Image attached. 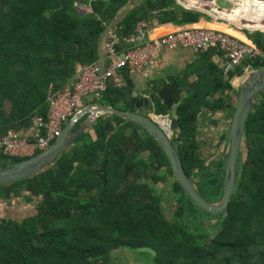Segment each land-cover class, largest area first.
<instances>
[{"label": "trees", "instance_id": "16d2710c", "mask_svg": "<svg viewBox=\"0 0 264 264\" xmlns=\"http://www.w3.org/2000/svg\"><path fill=\"white\" fill-rule=\"evenodd\" d=\"M77 3L89 5L91 12L79 14ZM202 15L176 0H0V132L27 130L35 116L46 118L50 94L73 80L80 66L102 57L108 24L116 23L126 36L142 20L184 25ZM206 27L250 43L223 25ZM247 36L264 52V33ZM263 66L252 62L255 69ZM200 67L197 83L186 86L175 107L172 143L201 196L219 202L224 154L206 164L199 125L205 108L222 111L227 105L214 95L212 102L208 93L231 85L213 63L203 61ZM125 75V87L110 82L95 102L134 112L141 97L134 96L127 70ZM154 113L166 115V107L157 101ZM243 145L227 210L210 215L183 191L165 153L140 125L104 114L44 170L0 185V200L23 198L36 207L21 221L0 219V264H113V252L120 249L135 251V259L145 257L148 264H264V92L248 116ZM26 159L0 150V169ZM169 178L171 218L157 190ZM206 220L214 223L208 226ZM144 246L156 255L137 251Z\"/></svg>", "mask_w": 264, "mask_h": 264}, {"label": "built area", "instance_id": "2783aa9c", "mask_svg": "<svg viewBox=\"0 0 264 264\" xmlns=\"http://www.w3.org/2000/svg\"><path fill=\"white\" fill-rule=\"evenodd\" d=\"M149 26L148 21H139L135 31L126 36H120L113 26H108L102 58L80 66L73 80L50 94L46 118L35 116L27 130L0 132L1 152L9 158H30L44 151L60 136L66 123L88 106L87 100L98 104L95 101L103 97L110 82L115 87H125L126 70L133 74L157 66L165 50L189 49L196 54L215 51V62L224 76L239 67L248 72L255 70L252 62L256 60L264 65V52L255 43H246L224 31L191 27L152 40L147 38Z\"/></svg>", "mask_w": 264, "mask_h": 264}, {"label": "water", "instance_id": "95a60500", "mask_svg": "<svg viewBox=\"0 0 264 264\" xmlns=\"http://www.w3.org/2000/svg\"><path fill=\"white\" fill-rule=\"evenodd\" d=\"M236 79L240 81V88L224 149L225 174L223 196L219 202H209L204 199L198 192L195 184L187 176L178 151L172 143V134L177 130V119H169L170 127L169 130H166L154 118L162 117L168 119L169 117L153 113V104L156 99L162 101L167 111H171L173 106L181 101L183 91L175 82L164 83L160 89L154 93H150L146 99L136 105L137 108L147 106L150 112L147 115L139 112H128L99 103L86 106L66 123L60 136L47 149L18 164L0 169V185L12 184L30 178L44 170L46 166L56 161L73 141L86 132L100 116L115 114L127 121L140 125L158 143L170 163L175 180L196 206L210 215L225 213L236 187L237 164L243 146L245 125L249 114L260 102L264 92V67L252 70L248 74L237 75L234 77V80ZM84 117L85 119L81 125L74 130L76 123ZM137 251L150 253L153 256L156 255V252L148 246L139 247Z\"/></svg>", "mask_w": 264, "mask_h": 264}, {"label": "crops", "instance_id": "0c3cea01", "mask_svg": "<svg viewBox=\"0 0 264 264\" xmlns=\"http://www.w3.org/2000/svg\"><path fill=\"white\" fill-rule=\"evenodd\" d=\"M176 1L180 3L182 6L187 7L186 5H183L181 2H179L180 0H176ZM226 2L231 3L232 0H228ZM192 9H195V8H192ZM218 9H220L219 14L216 15L215 13V15H212L213 18L210 17L205 10L197 9L203 13V15L199 18V21L195 23L184 24V25H176L172 23L160 24L156 19L153 18L151 21H148L150 23V26L148 27V30H147V38H150L153 40L169 32H174V31H177L183 28L192 27V28L213 29V28L206 27V26L223 25L229 30H234L238 32L243 38L247 39L249 42H253L251 39L248 38V36L245 33L239 32L242 29H244L243 27H241V25L244 24L243 22L241 21L239 22V20L235 22H231V21H228L225 18V16L221 17L223 13L227 15L230 14L231 8H227V9L218 8ZM108 26H113L117 30L118 34L120 35L118 31L119 27L117 26L116 23H110L107 25V27ZM215 30H218V29H215ZM105 32H106V29H105ZM104 39H105V33H104ZM100 55L101 56L104 55V48H102V50L100 51ZM215 56H216L215 51H209L204 54H196L189 49H178V50H173V51L165 50L164 52H162L157 66L147 68L146 70L140 73L129 74V77H131L132 82H133L134 96L141 97V99H139L137 104L140 101H143L144 99H146L150 95V93H154L156 92V90L160 89L164 83L175 82L179 86V88L182 89L183 91L182 98H183L186 95V91H187L186 86L188 85L190 86L193 83L194 84L197 83L198 71L201 70L200 66L202 65L203 61H209L213 63L217 67V69L220 70L222 73L220 66L215 62L216 61ZM237 70H242V73H237ZM249 72L244 70L242 67H239L234 72H232L233 76L231 78H230V74L228 76L223 75L225 79L229 80L231 87L229 89H225L223 92L222 91L221 92L211 91L209 92L210 94L208 93L207 97L212 98L211 97L212 95H214L215 98L222 97L225 103L227 104L225 109L220 111V110H211L210 108H205L202 112V115L200 116V125H199L200 135H204V131L213 129V128H207V127H210L213 124L218 125V127H216L219 129L217 133L219 134L218 144L224 147V149H225L226 140L228 136V130H229L230 122L232 118L231 115H232V112L234 111V107L237 101L238 91L240 88L239 79L234 80V77L237 75L248 74ZM184 83H187V85ZM157 101L162 103V101H160L159 99H156V101L153 104L154 107ZM213 101H215L214 98H212V102ZM177 104H175L171 110L173 111V113L175 112V107ZM134 110H135L134 112H139L144 115H147L150 113L147 106H142L141 108L135 107ZM142 110L144 112H142ZM203 143H206V142L201 141V145ZM223 154H224V150L222 151V153H220V155L222 156Z\"/></svg>", "mask_w": 264, "mask_h": 264}, {"label": "rangeland", "instance_id": "374dc122", "mask_svg": "<svg viewBox=\"0 0 264 264\" xmlns=\"http://www.w3.org/2000/svg\"><path fill=\"white\" fill-rule=\"evenodd\" d=\"M228 0H218L216 3H213L210 5V3H205V5H203L202 3L200 4H194L192 5L190 2V0H180V2L183 5H186L187 8H195V9H202L205 10L208 15L210 17L213 18L212 15H218L219 14V10L218 8H223V9H227V8H235L236 6L233 3L230 2H226ZM258 2H262L264 0H256ZM189 2V3H188ZM135 2H130L124 9H122L121 15H123L124 13H126L129 9H131L133 7V4ZM137 3V1H136ZM217 4V6H216ZM233 4V5H232ZM208 5V6H207ZM256 5V4H255ZM78 13L81 15H84L86 13L91 12V8L89 5L85 4V3H77L76 4ZM221 12V11H220ZM223 12V11H222ZM222 16H227V14L223 13ZM227 19V18H226ZM227 31V30H226ZM242 33H245L246 35L248 33L252 34L255 32H260V30L255 29V30H250L248 28H245L244 30L242 29L241 31ZM263 32V31H262ZM264 33V32H263ZM93 102L91 100H87L86 104L90 105ZM8 109V107H7ZM142 112H144L142 110ZM173 111H167V116H169L170 119L174 118L175 115H173ZM218 125L213 124L210 127L207 128H213L212 130H207L204 131V135H200V139L201 141H205L206 143L202 144L201 147V152H202V157L204 159H206V164L209 165L212 161H215L216 159L220 158L221 155L220 153H222V151L224 150V147H222L221 145H219V141H218ZM242 150H244V145L242 146ZM198 181V178L196 179ZM172 183H173V178H169V180L165 183V184H158L157 185V190L158 192H162L163 194V208L164 211L166 212V215L171 218L173 216V212L171 211L170 207H171V200L170 197L173 196V192H172ZM36 213V207H35V203H28L26 200H24L23 198H17V199H13L11 201V203H7L4 202L3 200H0V219H12V220H17V221H21L22 219L34 215ZM214 221L212 220H206L205 224L210 226L211 224H213ZM215 229L211 228V235H214ZM128 250V249H127ZM125 249H120V250H115L113 252V260L114 263L113 264H141V262L143 264H148V261L145 257H141V262L138 259H135V251H127ZM142 256H147V255H142Z\"/></svg>", "mask_w": 264, "mask_h": 264}, {"label": "bare ground", "instance_id": "6f19581e", "mask_svg": "<svg viewBox=\"0 0 264 264\" xmlns=\"http://www.w3.org/2000/svg\"><path fill=\"white\" fill-rule=\"evenodd\" d=\"M192 5L210 3L213 4L218 0H190ZM189 3V2H188ZM236 7L231 9V13L225 16L228 21H242L244 24L241 27L250 30L258 29L264 32V1L261 3L256 0H232ZM256 4V5H255ZM206 6V5H205ZM208 6V5H207ZM223 17V16H221ZM166 130H169V120L162 117H154Z\"/></svg>", "mask_w": 264, "mask_h": 264}, {"label": "flooded vegetation", "instance_id": "af4514ba", "mask_svg": "<svg viewBox=\"0 0 264 264\" xmlns=\"http://www.w3.org/2000/svg\"><path fill=\"white\" fill-rule=\"evenodd\" d=\"M260 32H262V31H260ZM263 33V32H262Z\"/></svg>", "mask_w": 264, "mask_h": 264}, {"label": "clouds", "instance_id": "9594fccd", "mask_svg": "<svg viewBox=\"0 0 264 264\" xmlns=\"http://www.w3.org/2000/svg\"><path fill=\"white\" fill-rule=\"evenodd\" d=\"M244 30V29H243Z\"/></svg>", "mask_w": 264, "mask_h": 264}]
</instances>
